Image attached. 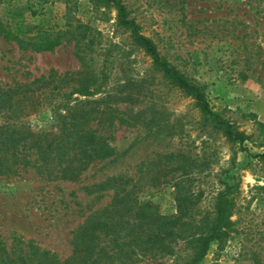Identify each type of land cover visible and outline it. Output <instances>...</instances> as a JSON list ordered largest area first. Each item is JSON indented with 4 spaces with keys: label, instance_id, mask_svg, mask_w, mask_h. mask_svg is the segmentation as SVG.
<instances>
[{
    "label": "rangeland",
    "instance_id": "rangeland-1",
    "mask_svg": "<svg viewBox=\"0 0 264 264\" xmlns=\"http://www.w3.org/2000/svg\"><path fill=\"white\" fill-rule=\"evenodd\" d=\"M122 1L162 56L204 89L213 112L249 139L243 146L227 140L191 97L165 81L133 44L130 33L118 25L115 9L91 0H0V16L21 38L64 31L69 24L88 26L95 69L108 77L104 92L131 91L140 101L114 105L131 124H116L108 134L113 155L90 166L79 182L45 180L31 168L0 175V241L8 247L14 238L33 241L61 260L69 258L73 231L90 212L111 202V193L89 196L85 188L126 175L141 178L140 201L167 216L177 213L180 190L188 197L193 223L212 215L214 199L227 184L235 186L233 232L222 245L214 244L200 264H254L255 255L264 262V160L255 157L264 154V83L256 77L246 82L239 78L245 44L254 52L261 46L264 62V0ZM80 69L73 44L37 53L0 36L2 85ZM128 82L127 92L123 87ZM45 109L41 116L25 120L26 126L34 131L49 127L51 109ZM170 154H184L189 165L198 161V167L166 174L164 159ZM157 174L166 178L154 182ZM172 263L170 258L147 257L138 264ZM113 264L119 261L113 259Z\"/></svg>",
    "mask_w": 264,
    "mask_h": 264
},
{
    "label": "trees",
    "instance_id": "trees-1",
    "mask_svg": "<svg viewBox=\"0 0 264 264\" xmlns=\"http://www.w3.org/2000/svg\"><path fill=\"white\" fill-rule=\"evenodd\" d=\"M91 1L96 6L115 9L118 25L130 33L133 44L151 59L155 71L191 97L203 117L222 131L227 140L244 145L249 137L213 112L204 89L162 56L157 44L145 36L142 26L130 17L122 0ZM89 35L90 28L77 23L69 24L64 31L25 39L13 33L0 16V36L6 42H16L20 49H32L37 53L73 44L74 56L81 66L75 73L59 75L52 71L32 81L0 84V175H17L22 169L31 168L42 179L76 183L90 166L113 155L108 134L116 124H131L114 105H133L140 101L131 91L129 94L104 92L108 77H101L95 69L91 56L93 42ZM244 46L240 80L246 82L256 77L264 83L261 46L255 52L250 51L247 44ZM130 86L128 82L123 89L128 92ZM141 93L140 90L137 95ZM101 94L102 97L91 99ZM47 107L51 109L53 121L49 127L34 131L26 126L25 120L41 116ZM255 157L264 160V154ZM164 160L166 174L186 173L198 167V161L189 165L190 159L184 154H170ZM166 174H157L154 182H160ZM157 185L153 183L152 186ZM143 189L141 178L126 175L112 176L86 187L89 196L111 193V202L90 212L84 223L73 231V252L69 258L61 260L33 241L14 238L11 247L0 241V264H113V259L119 264H138L147 257L170 258L172 264H200L214 244L222 245L233 232L235 186L227 184L226 189L218 193L212 215L199 223L191 222L188 197L180 190L176 192L177 213L167 216L153 204L140 201ZM181 243L185 245L183 250L178 249ZM188 250L190 253L186 255ZM253 261L264 264L259 255H255Z\"/></svg>",
    "mask_w": 264,
    "mask_h": 264
}]
</instances>
